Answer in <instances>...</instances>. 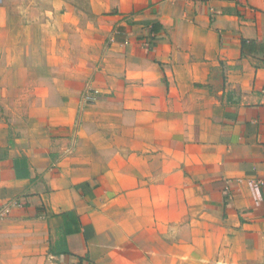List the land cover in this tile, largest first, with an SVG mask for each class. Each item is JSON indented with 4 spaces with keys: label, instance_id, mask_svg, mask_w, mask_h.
Returning a JSON list of instances; mask_svg holds the SVG:
<instances>
[{
    "label": "crops",
    "instance_id": "1",
    "mask_svg": "<svg viewBox=\"0 0 264 264\" xmlns=\"http://www.w3.org/2000/svg\"><path fill=\"white\" fill-rule=\"evenodd\" d=\"M90 6L93 69L19 107L2 71H59L0 26V264H264V0Z\"/></svg>",
    "mask_w": 264,
    "mask_h": 264
},
{
    "label": "rangeland",
    "instance_id": "2",
    "mask_svg": "<svg viewBox=\"0 0 264 264\" xmlns=\"http://www.w3.org/2000/svg\"><path fill=\"white\" fill-rule=\"evenodd\" d=\"M1 4V2H0ZM0 7V26L5 24L6 40L11 43V52L16 59V67L24 64L28 55L30 67L58 69L57 76L50 77L45 74H1V79L13 85L27 84L25 91H14L12 97L19 107L18 101L31 103L35 100L36 88L58 80V84L66 85L70 89L81 84L82 75L77 73L93 69L98 53V37L94 25V15L91 10L90 0H6L5 11ZM3 29H0V38L3 39ZM21 41V49L18 42ZM52 58H46L48 54ZM23 55L24 59H19ZM35 57V58H34ZM40 60V58H42ZM22 60V61H21ZM70 66L76 67L74 75H70ZM55 78V79H54ZM91 78V77H88ZM81 102L89 104V110L80 107L70 126L74 138L78 137L83 126L84 115L96 114L94 105L96 99L86 98L90 89H84Z\"/></svg>",
    "mask_w": 264,
    "mask_h": 264
},
{
    "label": "built area",
    "instance_id": "3",
    "mask_svg": "<svg viewBox=\"0 0 264 264\" xmlns=\"http://www.w3.org/2000/svg\"><path fill=\"white\" fill-rule=\"evenodd\" d=\"M98 94H99L98 91L87 92L86 98L91 97L93 99H96L97 98L96 95H98ZM9 213H10V209L8 208V209L5 210V214H9Z\"/></svg>",
    "mask_w": 264,
    "mask_h": 264
},
{
    "label": "trees",
    "instance_id": "4",
    "mask_svg": "<svg viewBox=\"0 0 264 264\" xmlns=\"http://www.w3.org/2000/svg\"><path fill=\"white\" fill-rule=\"evenodd\" d=\"M247 44H248L247 41H244V42H243V49H244V50H245V48L248 46Z\"/></svg>",
    "mask_w": 264,
    "mask_h": 264
}]
</instances>
